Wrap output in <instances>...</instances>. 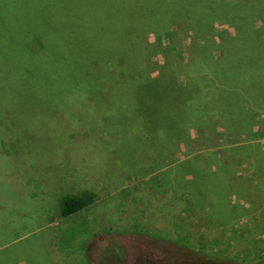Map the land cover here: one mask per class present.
<instances>
[{
	"label": "rangeland",
	"instance_id": "1",
	"mask_svg": "<svg viewBox=\"0 0 264 264\" xmlns=\"http://www.w3.org/2000/svg\"><path fill=\"white\" fill-rule=\"evenodd\" d=\"M122 27L140 28L129 63L114 51ZM255 48L264 60V0H0V264L264 256V64L248 77L261 99L247 94L237 122L213 76ZM131 72L142 87L193 85L184 137L172 127L160 143L136 104L119 105ZM67 196L93 201L64 218Z\"/></svg>",
	"mask_w": 264,
	"mask_h": 264
},
{
	"label": "trees",
	"instance_id": "2",
	"mask_svg": "<svg viewBox=\"0 0 264 264\" xmlns=\"http://www.w3.org/2000/svg\"><path fill=\"white\" fill-rule=\"evenodd\" d=\"M238 15H239L238 19L239 18L242 19L245 17V15L243 14L242 16L241 13H238ZM246 18H244V20L242 19L243 22L245 21ZM133 19H134L133 17L126 18L124 25L132 26ZM137 31L138 33L135 34L133 38H131L130 29L122 27L121 35L123 37H120V46L115 45V50H114L117 53V57L118 56L120 57V60L124 58L126 59L128 63L131 61V58L133 55L130 54V51L127 46L131 47L128 44L129 42H132L130 41V39L132 40L137 39V35L140 33V28H137ZM136 47H138V49L141 50V47L137 45ZM240 50L236 51L235 53L239 52ZM250 54H251L250 58H246L243 61L244 62L243 64L246 66L247 70L250 71V74H246V68L238 69L237 67H235L236 68V70L234 71L235 75L229 79L228 77L229 65L232 64L231 62L233 63L237 62L232 59L233 56L235 55L233 54L232 51L227 53L228 56L226 57L225 61L223 60L222 64L219 65V66H222L221 68H219V70H221V72L219 71V75L213 74L215 78L221 79L219 82L220 86L217 83L214 84L215 86H217L215 87V89H216L217 94L219 95V100L223 99V97L226 94H228L235 101L232 107L233 115H231L233 116V120L234 119L236 120L234 122H237L244 118V112L241 110V107L244 109L246 108L245 104H246L247 94H248V97H251V104H256L261 99L259 95H257L256 93L254 94L252 87L249 86L251 81L248 79V77H250L249 75H252L253 73H256L257 75V71H261L262 65L264 64V60L261 55L260 48H255L253 51H251ZM237 58L244 59L241 56H237ZM115 61H116V57L114 59L111 57H108L105 60V62L109 63L111 66L115 64ZM86 72H90V71L88 69H83V73H86ZM125 72L128 75L129 70L127 69V67H126ZM93 73H96V74L104 73V77L106 75L108 76L107 70L104 66H101V68H98L97 71ZM134 77L135 76H133L131 72L130 80L132 82L130 83L128 95L121 94L118 96L120 98L119 105L127 104L126 106L133 107V104H136L137 106L136 120L137 121L145 120L147 121L148 124L152 125L153 128L155 127L154 131L157 135V138L159 139V142L162 141V139H166V135H167L166 131L168 129H172V127L173 129H175V127H179L178 124L182 120L183 107L186 104L194 108L196 107L193 110L197 111L196 110L197 106L200 103L196 106L195 102L192 101V98L196 93L195 92L193 93V96L190 100H188V98L186 97V95L188 94L187 92H189L190 90H194L193 85L192 86L184 85L185 87L181 89L179 88V86L174 85L173 88L168 89L164 82L156 81V80L150 81L146 79V81L144 82V87H142L143 86L142 82L134 80L133 79ZM128 80H125V83H124L125 85L127 84ZM229 85H231L232 88H229ZM204 86H205L204 83H201V85L197 84L195 86V90L197 89V87H200V89L202 90V93L210 97V95L212 94H210L211 93L210 91H207L209 90V88L207 87L204 88ZM189 87H190V90H189ZM82 89H85V88H82ZM84 91H87V89H85ZM93 91L95 90H90L89 92H93ZM165 94H166V101L164 102L163 98ZM182 101H184V103ZM190 101H192V103H190ZM180 102L183 104H180ZM202 114L203 116H206L205 112L204 113L202 112ZM179 128L181 130H178L177 132H180L179 135H182V137H184L185 135L184 128H181V127ZM174 134L175 132L173 133V135ZM12 146L16 147V145H12ZM15 151H17L16 148H15ZM92 201H93V198L90 196H67L63 199L61 203V209H60L61 215L64 218H68L72 215H75L81 212L84 208H86ZM208 259H211L212 261L215 262V260L212 257H208ZM227 261H228L227 264H261L264 261V256L262 255L261 257H256L253 261H250V262L248 259H246V261H237V259L236 260L230 259ZM209 262L210 264H212L211 261Z\"/></svg>",
	"mask_w": 264,
	"mask_h": 264
}]
</instances>
